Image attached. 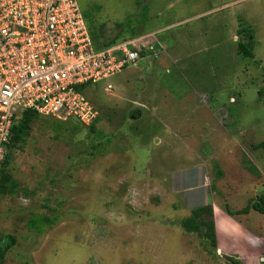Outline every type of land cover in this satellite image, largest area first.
I'll use <instances>...</instances> for the list:
<instances>
[{"label":"rangeland","instance_id":"obj_1","mask_svg":"<svg viewBox=\"0 0 264 264\" xmlns=\"http://www.w3.org/2000/svg\"><path fill=\"white\" fill-rule=\"evenodd\" d=\"M78 1L103 37L155 31L165 48L84 89L95 130L33 119L0 191V234L16 237L4 264H264V213L235 216L250 236L223 210L264 194V0ZM210 202L211 251L181 224Z\"/></svg>","mask_w":264,"mask_h":264},{"label":"built area","instance_id":"obj_2","mask_svg":"<svg viewBox=\"0 0 264 264\" xmlns=\"http://www.w3.org/2000/svg\"><path fill=\"white\" fill-rule=\"evenodd\" d=\"M156 42L149 32L96 48L78 0H0V163L21 111L90 125L98 110L84 89L136 64Z\"/></svg>","mask_w":264,"mask_h":264},{"label":"trees","instance_id":"obj_3","mask_svg":"<svg viewBox=\"0 0 264 264\" xmlns=\"http://www.w3.org/2000/svg\"><path fill=\"white\" fill-rule=\"evenodd\" d=\"M85 16V15H84ZM86 20V19H85ZM88 21V29L96 48H102L108 46L118 40L116 36L112 38L103 37V27H93ZM96 31V32H95ZM239 35L243 36L241 40L237 41V51L243 57L254 56V37L253 31L249 26H244L238 30ZM131 37V36H130ZM260 92V90H259ZM136 113L137 112H133ZM41 115L34 110L24 109L20 112L19 116L15 117L14 123L11 127V134L8 142L6 143L7 152L4 156V159L0 165V191L1 193L13 192L12 188L15 187L16 182L11 178L10 174L6 171L11 152L16 146H18L22 141H24L25 136L28 135L31 129V123L33 119ZM59 120V119H58ZM98 121V116L93 123L90 124V128L95 130V124ZM255 148L261 147L264 148V140L258 142L254 145ZM244 161L247 163L246 168L248 171H251L255 174H258L256 167L250 161L246 160L243 156ZM221 174V172H219ZM250 209H253L259 213H264V194L258 195L255 199L248 202L243 208L238 210H233L229 205H225L223 210L231 218H235L237 214L248 213ZM236 219V218H235ZM182 227L188 232H197L205 241H207L211 250L217 249V236L215 229V220H214V209L213 205L210 203L202 204L197 207L191 208L190 215L182 219ZM16 243V237L13 234H0V264H4L5 257L7 252L14 246ZM233 263L243 264L238 258H232Z\"/></svg>","mask_w":264,"mask_h":264},{"label":"crops","instance_id":"obj_4","mask_svg":"<svg viewBox=\"0 0 264 264\" xmlns=\"http://www.w3.org/2000/svg\"><path fill=\"white\" fill-rule=\"evenodd\" d=\"M155 32V31H154ZM157 35V32H155ZM155 48H159V49H164L165 46L161 43L160 39H157V42L155 43ZM142 105V104H141ZM231 218V217H230ZM234 220V219H233ZM238 220V219H237ZM248 235H252L243 225L242 221L238 220H234ZM253 236V235H252Z\"/></svg>","mask_w":264,"mask_h":264}]
</instances>
